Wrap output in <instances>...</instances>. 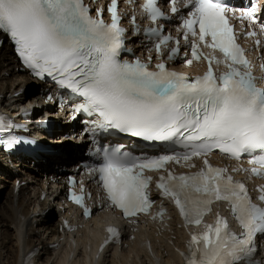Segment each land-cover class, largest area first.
I'll use <instances>...</instances> for the list:
<instances>
[{
    "label": "snow or ice",
    "instance_id": "obj_1",
    "mask_svg": "<svg viewBox=\"0 0 264 264\" xmlns=\"http://www.w3.org/2000/svg\"><path fill=\"white\" fill-rule=\"evenodd\" d=\"M166 2L173 16L162 10L161 0H143L139 7L153 26L141 29L133 10L129 34L122 26L118 0L107 6L110 21L104 19V6L93 14L84 0H0V31L11 38L19 59L35 77H50L60 89L82 98L76 111L96 117L91 134L99 146L87 171L98 178L111 206L126 218L149 214L155 201L150 187L153 176L146 173H160L156 188L174 203L185 226L203 224L202 231L190 234L187 251L181 252L185 264H256L257 237L264 236V185L257 188L260 203H256L246 183L233 173L264 178V87L258 86L245 49L237 42L227 15L228 0H183L186 15L177 0ZM256 10L254 3L241 8L238 19L254 25ZM177 15V35H165L159 22L171 23ZM141 32L152 43L146 60L123 59L122 53L135 55L126 41ZM260 32L264 33V20ZM181 39L191 49L186 65L207 62L202 74L191 76L168 66L167 61L181 52ZM255 43L259 46L261 41ZM214 64L225 70L217 73ZM260 68L264 71V64ZM12 127L18 125L0 116V129ZM98 131L161 142L163 154L136 156L118 141L100 144ZM18 142L10 137L6 143L11 147ZM178 147L182 150L176 151ZM216 150L236 162L247 157L251 167L215 166L209 156ZM194 158L202 159L196 171L176 173L167 167L183 162L194 169ZM70 199L84 208V215L92 214L84 204L83 184L80 194L73 192ZM217 202L229 206L239 234L219 213L213 223H204ZM156 215L164 217L163 207ZM107 232L105 244L120 235L115 227Z\"/></svg>",
    "mask_w": 264,
    "mask_h": 264
},
{
    "label": "bare ground",
    "instance_id": "obj_2",
    "mask_svg": "<svg viewBox=\"0 0 264 264\" xmlns=\"http://www.w3.org/2000/svg\"><path fill=\"white\" fill-rule=\"evenodd\" d=\"M15 66L13 58L8 53H0V106L10 113L15 112L16 106L26 105L32 101L38 103L40 109L46 108L38 95L37 87L32 81H30L31 84L26 82L23 73ZM21 87L29 89V95L16 94ZM40 109H35V114L38 115ZM56 114L58 117H55V121L63 124L67 115L64 111ZM68 127L67 124L64 125L65 130ZM55 135L53 141L57 144L55 147H62L61 155L42 157L34 164L24 159L14 160L12 157L0 156V264H22L20 260L24 254L36 246H41V251L39 250L34 257V264H87L83 259L87 255L86 252L84 249H78L76 245H72L69 249L65 248L62 243L64 240H62L56 251L48 247L49 243L57 241L63 235L58 232L55 220L56 213L59 212L55 207L59 205L55 203L60 198L59 193L53 192L50 187L47 188L43 199L39 196L40 190H37L34 195L33 189L31 195L30 187H21L17 197L13 193L15 179H24L19 171L33 179L41 180L39 185H44L46 180L42 178L43 172L50 174L54 171L55 164H66L71 159L77 139L71 132L67 134L65 131L55 132ZM77 146L80 147V145ZM39 171L40 174H38ZM8 177L14 180L10 186L6 180ZM47 209L49 212L45 216L42 215ZM92 220L81 223L83 228L76 231L75 242L78 245L82 244L83 236L87 233L84 230L93 228ZM135 234L139 236L138 232ZM127 244L128 249L123 248L117 254H106L101 261L96 260V264H138V262L153 264L151 257H146L145 249L138 247L136 238L133 241H127ZM166 251L168 255L165 264H178L176 256L171 251L167 249ZM140 253H143L148 260L147 263L140 259ZM133 256L138 258L137 261L132 262L133 259L130 257Z\"/></svg>",
    "mask_w": 264,
    "mask_h": 264
},
{
    "label": "rangeland",
    "instance_id": "obj_3",
    "mask_svg": "<svg viewBox=\"0 0 264 264\" xmlns=\"http://www.w3.org/2000/svg\"><path fill=\"white\" fill-rule=\"evenodd\" d=\"M38 174H40V173L38 172ZM6 180H7L8 186H10V185L12 184V182H13V180H12L11 178H7ZM140 257H141V260H142V261H146V260L144 259V257L141 256V254H140ZM131 259H132V258H131ZM132 262H134V260H132ZM146 263H147V262H146ZM138 264H144V263H139V262H138Z\"/></svg>",
    "mask_w": 264,
    "mask_h": 264
}]
</instances>
